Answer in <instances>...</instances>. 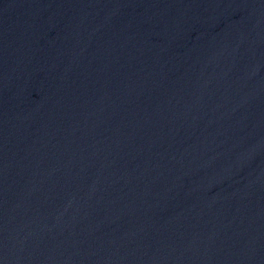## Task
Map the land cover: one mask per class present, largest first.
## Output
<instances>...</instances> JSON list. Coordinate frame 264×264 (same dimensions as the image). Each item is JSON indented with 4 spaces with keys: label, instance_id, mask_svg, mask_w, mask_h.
<instances>
[{
    "label": "water",
    "instance_id": "1",
    "mask_svg": "<svg viewBox=\"0 0 264 264\" xmlns=\"http://www.w3.org/2000/svg\"><path fill=\"white\" fill-rule=\"evenodd\" d=\"M0 264H264V0H0Z\"/></svg>",
    "mask_w": 264,
    "mask_h": 264
}]
</instances>
